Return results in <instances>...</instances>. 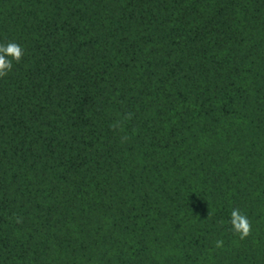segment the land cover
I'll return each instance as SVG.
<instances>
[{
  "label": "trees",
  "instance_id": "obj_1",
  "mask_svg": "<svg viewBox=\"0 0 264 264\" xmlns=\"http://www.w3.org/2000/svg\"><path fill=\"white\" fill-rule=\"evenodd\" d=\"M8 42L0 264H264V0H0Z\"/></svg>",
  "mask_w": 264,
  "mask_h": 264
},
{
  "label": "clouds",
  "instance_id": "obj_2",
  "mask_svg": "<svg viewBox=\"0 0 264 264\" xmlns=\"http://www.w3.org/2000/svg\"><path fill=\"white\" fill-rule=\"evenodd\" d=\"M25 54L24 48L16 42H8L6 44L0 43V78L6 77L13 68V62L19 63ZM133 114L131 112L126 113L124 120H130ZM113 129L121 128V122L118 121L110 125ZM128 139L127 136L121 138V142ZM17 222H20L17 218ZM230 223L234 233L239 235L241 240L247 238L252 233V224L248 217L243 214L239 208H233L230 214ZM224 245L223 240H217L215 247L222 248Z\"/></svg>",
  "mask_w": 264,
  "mask_h": 264
}]
</instances>
